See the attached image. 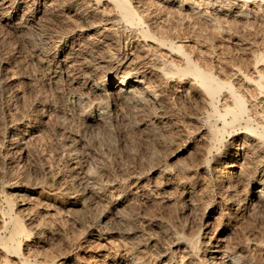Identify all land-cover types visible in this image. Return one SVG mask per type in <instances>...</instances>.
Returning a JSON list of instances; mask_svg holds the SVG:
<instances>
[{
    "label": "rangeland",
    "instance_id": "374dc122",
    "mask_svg": "<svg viewBox=\"0 0 264 264\" xmlns=\"http://www.w3.org/2000/svg\"><path fill=\"white\" fill-rule=\"evenodd\" d=\"M136 1L140 7H147L144 9L154 24L180 40L191 56L208 66H217V73L222 75L224 71L234 81L235 67L231 70L229 63L246 62L251 52L264 48V16L262 20L251 18L249 24L221 16V30L190 14V22L182 20L184 13L180 12H174L173 19L163 17L153 0H133L135 6ZM52 2L56 4L50 15L31 16L35 23L27 21V15L23 22L15 24L22 9L12 18H4L7 4L0 1V211L9 209L7 199L12 198L13 210L9 211L21 213L28 231L32 230V234L25 235L28 240L24 237V255L33 259L42 249L49 257L59 258L60 264H125L128 249L141 264H162L167 260L180 264L183 259L178 257L185 253L181 243L201 227L199 241L204 248L207 237H212L215 244H228L233 252H238L240 264H264V208H247L236 216L237 211L230 206L233 202L222 199L216 180L221 156L211 147L215 159L210 157L209 164L205 163L208 144L201 136L205 129L195 121L205 99L195 85L185 78L169 80L162 88L161 99L165 102L161 101L163 106L157 108L147 103L124 104L118 97L97 94L90 87L102 77L113 76L120 52L131 53L130 59L141 63L154 58L155 63L165 59L178 61L181 55L149 39L136 38L134 27L124 21L110 25L117 16L110 0ZM210 10L206 11L212 14ZM106 26L115 32V44L100 37L105 44H90L87 49L66 56L70 49L67 38L72 32L87 37L97 28L105 34L110 32L104 30ZM94 36L97 39L99 35ZM119 41L120 46L116 47ZM110 51H119L112 62L107 61ZM213 60L218 63L212 65ZM158 80L160 86L163 80ZM76 93L93 103L112 97L108 100L109 123L98 119L87 125L80 118V107L64 100ZM54 109L63 118V126L54 118ZM236 132L224 133L225 142L237 141L240 136ZM253 143L259 148L254 154L259 158L253 163H260L257 167L264 170L263 148L257 139ZM71 147L76 150V158L67 155ZM257 150L261 152L258 156ZM13 160L15 166L10 164ZM157 169L161 171L156 175ZM87 170L93 178L89 181L96 180L102 188L96 197L87 186ZM120 188L124 194L117 196ZM71 200L74 204H69ZM109 202L114 204L108 205ZM7 214L0 213V225ZM100 214L105 222L101 230L93 222Z\"/></svg>",
    "mask_w": 264,
    "mask_h": 264
},
{
    "label": "bare ground",
    "instance_id": "6f19581e",
    "mask_svg": "<svg viewBox=\"0 0 264 264\" xmlns=\"http://www.w3.org/2000/svg\"><path fill=\"white\" fill-rule=\"evenodd\" d=\"M0 1H1V4L2 3L7 4V6L5 5L6 7L5 11L2 13V16L4 18L10 19L14 16V13L17 10L22 9L21 12L22 11L23 12L20 14V19H18L19 21L16 22L15 24L19 22H23L25 18H28L27 15H30V18L27 21L31 20L32 22H34V20H33V17L31 18V16H34L35 14L36 15L39 14L41 18L47 15H50L53 9H55L54 4H56V3L52 4L53 3L52 0H0ZM110 1L113 3L112 7H114V9L117 12V16L115 17L116 19L113 20L112 18L111 20L112 24L110 25L114 26L113 24L116 23L117 21L118 22L124 21L125 23H128L132 27H134V29L132 28L131 29L135 31L134 36H136V38H139L142 40L149 39V41L154 42L157 46H162L164 48H167V50L175 52L178 56L181 55V58L178 61H174L171 59L170 60L165 59L159 63H155L153 61L155 59L154 58L152 61L149 60L147 62L141 63L138 61L135 62V59H133L134 61L130 59L131 53L128 54L125 52L124 53L120 52L122 53L121 58L118 63L116 62L117 63L116 66H114L115 73L113 74V76L107 79L102 77L100 80H96V82H93L92 86H90V87H93L92 88L93 92H96L97 94L104 93V95L107 94L106 96L112 95L114 97H118L119 100L124 102V104L125 103L132 104L133 106H136V104H139V103H141V105L144 103H147L150 106L152 105L153 107L157 108V107L163 106L162 104L164 103L162 102H165V101H162L163 99L162 95L164 94V90H162V88L164 89L166 87V83L169 82V80H178V79L182 80L183 78H185L186 80L188 79L189 81H191L195 85L196 89L199 90V91L197 90V92H201V94L204 96V99H205L204 105H203V102L201 101L203 105L202 111L200 112V114H198L199 116L195 118V121H197V123H199L205 129V135H201L206 138V141L208 144L207 145L208 148L206 147L207 149L205 150V156H204L205 163L208 165L211 160L210 157H213L211 153V147L213 148L215 147V149L217 150V153H219V155L221 156L220 160L217 162L218 163L217 166L219 168L218 171L220 174L219 179L214 178V180L216 179L218 181V185L220 189L222 190V193H223L222 199L224 200V202H226L225 200L233 202L230 206L233 209L235 208L234 210L235 212L237 211V213H235L236 216L238 212L240 213V211L247 209V208L249 209V211L254 210L257 207L264 208V170L263 168L257 167V165H259L260 163L257 165H254L253 163V161L259 158V157L256 158V155H254L257 153V152L255 153V150L257 147L255 146V143H253L256 139L258 140L259 147L263 148V151H264V48L258 49L257 51H255L254 49L255 52H253V54L251 52L250 54L251 56L249 55L250 58L246 62L240 63V62L231 61L232 63L231 62L229 63L230 65L232 64V66L229 67L231 68V70L233 69L232 67H235L234 74H236V76L235 75L233 76L237 78H236V81H234L233 77L231 78L229 74L228 75L223 74L224 71L222 72V75L221 73H217L218 72L216 69L217 66L216 67L208 66L207 64L199 61L197 58H194L193 56H191L192 54L190 55V53L186 50L187 47L185 48V45L182 42H180V40H175L173 37H170V35L167 34L166 31L160 28L162 26L159 25L160 27H158L154 24L155 20L153 21L150 14L147 13L148 12L146 11L148 10L147 7H144L146 8L145 10L144 8H142L143 6L140 7L139 5L140 3L138 4L137 1H136V4H138L139 6L138 5L135 6L133 0H110ZM153 1H154V5L156 6L155 8L160 7V12H163L162 14L163 17L165 16L168 18H172L174 12H180V13H184V17L182 16V20H186V21L188 20V22H190L191 20L189 19L191 18L189 17V14H190V16L194 15V17L197 20H200V22L202 21L204 23H208L210 25H213V27L215 28L219 27L221 28V30H223V28L221 27V24L224 23V22L222 23L220 22L222 20L221 16L222 18L226 20H227L226 17L231 16V18L236 20L235 22L237 23L244 22L245 24H249L251 22V18L254 20L256 18H260L261 16H264V0H153ZM250 4L252 6H250ZM208 9H211L210 11H212L213 13L212 14L208 13L206 11ZM180 13L179 15L181 16ZM261 20H262V17H261ZM34 26L35 24H33V27ZM110 27L111 26H108L104 30H110L111 32ZM93 30H94V33H92L93 36L88 35L87 37L86 36L80 37L79 33L72 32L71 33L72 35H69V37L67 38V41L70 43V49L67 51L66 56L70 54H74L77 51L87 49L88 45L90 44H94V43L100 44L104 42V41H101L100 37L109 39L110 44H115V40H114L116 39L115 32H111V33L105 32L104 34V33H101L102 31H100L97 28ZM226 30H227V27H226ZM94 34L99 35L97 39L93 38V37H96L94 36ZM119 43L120 41L117 42L116 45L118 46L116 47L120 46ZM102 44H105V43H102ZM120 48H118L119 51H120ZM91 49L92 48H90V50ZM119 51L118 52L110 51L109 54L107 55V61L112 62V60L116 58V53L119 54ZM215 58L216 56L214 57V59ZM216 62L211 61V64L212 63L217 64L218 62L217 63ZM219 63L221 62L219 61ZM54 64H56L55 61H54ZM45 65H51V64L50 62H46ZM56 67H57V64H56ZM221 67L223 68V66ZM221 67L219 66L218 68H221ZM121 68H123L122 71H120ZM158 79L163 80L161 85L159 84L161 87L157 85V82L160 83ZM152 81L155 83L152 84L153 83ZM80 82L82 83V81ZM106 86L109 87L111 91L106 92L104 88ZM65 98L66 99L64 100L66 104L67 103L69 104V102H71V104L74 103L76 107L78 106L80 107L78 108L81 111V112L79 111L81 113V114L79 113L81 115L80 118L83 119V121L87 125L92 124L98 119H104V121L108 122V120H106L109 114L108 100H110L112 97H110L107 101H105L106 99L99 100L100 98L98 99V97H96V101L98 99V102H94V103L93 101L87 102L86 101L87 99L85 100V98L80 93H76L74 95L71 94L70 96H67ZM64 100H63V103H64ZM255 100H257L256 103L254 102ZM57 112L58 111L54 109V115L56 116L54 118L57 120V122L60 125H62L63 118H61V116L59 117L60 113L58 114ZM45 123H47V120ZM219 123H221L220 126H219ZM234 130L235 131L238 130L236 134L240 136L239 139L237 141L225 142L224 133L230 134ZM67 152H68L67 155L69 158H73V157L76 158L75 156L76 150L74 149V147L69 148ZM260 153L261 152H259L257 156L260 155ZM263 155H264V152H263ZM10 164L15 166L14 160L10 162ZM247 168L249 170L251 168V170L247 171ZM181 169L182 168L180 167V171ZM156 171H157L156 172V175H157V174H160L161 170L157 169ZM85 174H86L85 176L88 178V179L86 178L88 181L90 179H93L88 170ZM87 186L89 187L94 197L98 196V193L102 191V188L98 186V184L96 183V180L95 182L92 180L89 181V184ZM215 186H217V184ZM202 189H204V187H202ZM202 189L197 188V190H200V192L205 191ZM211 189L212 188H210V192H211ZM124 191L125 190H122L120 188L118 190L117 196H122V194H124ZM190 191H191V188H190ZM194 191H195V188H194ZM212 192H214V190H212ZM200 194H203V193H200ZM209 195L211 196V194ZM213 195L215 196V194ZM7 202L9 204V209L7 211L5 210L0 211V213L4 215L8 213L7 214L8 220L6 219L4 223L0 225L1 226L0 232L2 231L4 232L3 235L0 233V264H60L59 258L55 259V258H52L53 256L49 257V254H47V252H45V250L43 251L42 249L37 248L38 252L37 251L36 252L38 253V255L35 252L36 255H34L33 259H31L32 257L29 258L28 256L24 255L25 252H22V249H24L23 248L24 237H25V240L26 239L28 240L29 236L26 237L25 235L29 234L27 232H31L32 230L28 231L29 230L28 226H26V224L24 223V220L22 219L20 215L21 213L19 214L17 211H11V212L9 211V210H13V207H12L14 204L13 199L8 198ZM74 202H75L74 200H71L69 204H74ZM112 204L114 203L112 202L108 203V205H112ZM228 205L229 204H227V206ZM244 213H247V210ZM232 214L233 213H231V216ZM101 217H102V214H100V216L94 217V220H93V222L99 227L100 230L103 229L105 226V222L104 220L103 221L101 220ZM234 218H237V217H234ZM222 228H226V226L221 227V229ZM197 230L198 231L195 235H193L192 237L186 238V241L181 243L183 244L182 247L183 249H185L184 250L185 253L178 257V258L181 257L180 259H183V261L181 262L179 261L180 264H240L241 260L239 256L236 254L238 252L236 253L233 252L232 248H230V245L228 244L227 245L229 247L221 243L215 244V242L211 241L212 237H207V239L209 238L208 239L209 241L206 243L204 242L205 244H207V247L205 246L204 248V246L201 245L203 242L199 241V235L201 234L199 232L201 231V227ZM29 247L30 246H28V248ZM166 258L167 257H165V260ZM62 259H64V257ZM124 261H125V264H141L139 260H137V258L134 257L131 254V251H129L128 249H127L126 259ZM170 263L173 264L171 260H167L163 262L162 264H170Z\"/></svg>",
    "mask_w": 264,
    "mask_h": 264
}]
</instances>
